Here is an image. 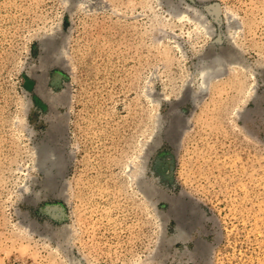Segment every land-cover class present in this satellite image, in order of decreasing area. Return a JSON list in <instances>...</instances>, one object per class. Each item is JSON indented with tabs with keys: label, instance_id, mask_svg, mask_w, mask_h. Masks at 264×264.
I'll list each match as a JSON object with an SVG mask.
<instances>
[{
	"label": "rangeland",
	"instance_id": "rangeland-1",
	"mask_svg": "<svg viewBox=\"0 0 264 264\" xmlns=\"http://www.w3.org/2000/svg\"><path fill=\"white\" fill-rule=\"evenodd\" d=\"M0 264H264V0H0Z\"/></svg>",
	"mask_w": 264,
	"mask_h": 264
},
{
	"label": "bare ground",
	"instance_id": "bare-ground-1",
	"mask_svg": "<svg viewBox=\"0 0 264 264\" xmlns=\"http://www.w3.org/2000/svg\"><path fill=\"white\" fill-rule=\"evenodd\" d=\"M211 12V11H210ZM218 12V11H217ZM213 14L216 13V11L212 12ZM211 13V15H212ZM199 16V15H198ZM199 31V30H198ZM208 63V62H207ZM222 66V59L215 58L212 63L206 67L203 72H202V78L203 80L209 79L214 73H217L219 70H221ZM45 161V160H44ZM43 161V162H44ZM131 177L132 180H138L141 177V172H142V167L141 165L139 166H133L132 171H131Z\"/></svg>",
	"mask_w": 264,
	"mask_h": 264
}]
</instances>
